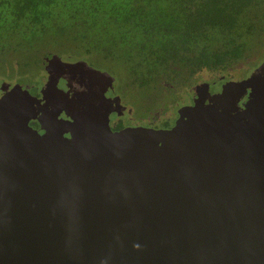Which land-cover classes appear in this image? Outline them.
Wrapping results in <instances>:
<instances>
[{
  "label": "water",
  "instance_id": "water-1",
  "mask_svg": "<svg viewBox=\"0 0 264 264\" xmlns=\"http://www.w3.org/2000/svg\"><path fill=\"white\" fill-rule=\"evenodd\" d=\"M44 62L42 98L1 85L0 264H264V62L195 87L172 129L119 132L114 76Z\"/></svg>",
  "mask_w": 264,
  "mask_h": 264
},
{
  "label": "trees",
  "instance_id": "trees-1",
  "mask_svg": "<svg viewBox=\"0 0 264 264\" xmlns=\"http://www.w3.org/2000/svg\"><path fill=\"white\" fill-rule=\"evenodd\" d=\"M260 1L0 0V64L7 58L17 69L8 80L17 74L18 84H31L26 76L41 71L42 59L59 55L90 65L96 48L106 59L129 62L126 79L101 69L119 87L128 80L165 93L170 84H195L205 72L229 78L241 63L257 66L264 59V15L249 16ZM64 44L83 49L66 52ZM41 46L46 51L36 55Z\"/></svg>",
  "mask_w": 264,
  "mask_h": 264
},
{
  "label": "rangeland",
  "instance_id": "rangeland-1",
  "mask_svg": "<svg viewBox=\"0 0 264 264\" xmlns=\"http://www.w3.org/2000/svg\"><path fill=\"white\" fill-rule=\"evenodd\" d=\"M252 15L253 16H263L264 15V0H261L260 2L257 3V5L255 7H251L249 9V16ZM262 26L264 27V24H262ZM263 41H264V37H263ZM61 46V45H60ZM62 48L66 51V52H78L81 49H83L82 47L78 46V44L73 45V46H68V45H62ZM262 49L264 50V43L262 44ZM46 51V48L38 47L37 49H35L34 53L36 55H40ZM79 54V53H77ZM257 54L262 55L263 51L260 50ZM106 54H104L103 52H98L96 50V48H94V50H92V60L93 62L90 64L92 67L97 68V69H106L105 67L111 69L114 73V75H118L119 77H122L123 79L127 78V74L129 73V68H130V64L128 61L126 60H119L118 57L117 59L114 58L113 56L106 59L105 58ZM64 61H67L66 59H64L63 57H61ZM44 61V59H42ZM264 60V59H263ZM263 60L261 62H259V64L257 66L253 65V60H249L248 63L243 62L240 65H238L236 67V69L234 71L231 72V79L233 80H239L243 77L246 76H250V74L258 67L262 64ZM5 63L0 64V72L4 73V74H0V85L3 82H7V83H12V84H17V74L15 76L14 81H10L8 80L9 74L10 73H15L17 71V69L15 70V68L13 69L12 66L10 65L9 61H7V58L4 60ZM71 62V61H69ZM110 70V71H111ZM34 72V71H32ZM112 75V74H111ZM112 75V76H114ZM30 80H31V84H37V88H40V86H42V84H44L47 81L48 75L45 71V64H42V69L39 73L36 74H27V76ZM115 77V76H114ZM219 78L218 76L212 75V74H208V73H202L200 75V81L201 82H205L207 81H213V80H209V79H217ZM34 83H33V82ZM31 84H27V83H23L24 86H29L31 88ZM156 85V84H155ZM154 87V86H152ZM146 88V89H142V88H137L135 86V84L131 81L125 80L122 84L121 87H119V85H117V82L115 81V89L116 92L120 95L123 96V100L125 102V104L130 108H135L136 109V113L138 115H144L145 114V105L147 104V102H151L152 105V111H151V118H156V114L161 113V117H163V115L165 114V110H163L162 108L166 107L168 109V112L171 110V108H173L174 106L169 105L168 103L171 102L174 99V95L171 93H167L165 91L162 92L160 87L159 88ZM118 89V90H117ZM120 92L122 93H119ZM164 90V88H163ZM186 92V91H184ZM31 93L35 94V90H31ZM183 101V100H182ZM147 107H150V105H146ZM177 107V106H176ZM149 116V115H148Z\"/></svg>",
  "mask_w": 264,
  "mask_h": 264
},
{
  "label": "flooded vegetation",
  "instance_id": "flooded-vegetation-1",
  "mask_svg": "<svg viewBox=\"0 0 264 264\" xmlns=\"http://www.w3.org/2000/svg\"><path fill=\"white\" fill-rule=\"evenodd\" d=\"M263 62H264V60H263ZM248 77L249 76L243 77V78H241L239 80H233L230 77L228 78V77H226L224 75H221L219 78H217V79H215L213 81H207L206 80L205 82L198 81L195 84H192V85L189 84V86L187 88H185V87H183V88H178L177 87L176 88L175 86L170 84V85L166 86V87H168L166 92L173 94L174 95V99L171 102H169L168 104L171 105V106H174V107L171 108V110L169 112H168V109L166 107L162 108L163 110H165V114L163 115V117H161V113L162 112L159 113V114H156V118H151L150 117L151 111H152L151 102H147V104L150 105V107H147L146 106L147 104L145 105V114L143 116L142 115H138L136 113V109L135 108H131V107L129 108L125 104V102L123 100V96H120L116 92L115 82H114V91L109 90L106 93V96H107V98H114L116 96H119L121 98L122 105L125 107V110L122 112L121 115H119L116 112L110 114V116H109L110 127H111V129L114 132H119V131H122V130H125V129H128V128H138V127H144V128L154 129V130H169V129H172L175 126L176 121L179 119V111H180V109L183 108V107L193 106L195 104L196 100H197L198 93H200L203 97L215 96L216 94H220L222 92L223 86L226 83H228L230 81H241V80L246 79ZM115 81H116V78H115ZM46 82L44 84H42V86H40V88L36 87L35 94L32 93V95L36 96L38 98H42L43 96L41 94V90L45 86ZM204 83H208L209 84V88L208 89H206L205 87H204V89L201 88L198 91V93H197L195 91V87H197L199 85H202ZM10 84L14 85L12 83H10ZM1 85H0V98L3 96V92L1 91ZM74 87H75V89H80L79 86L76 87V85H74ZM59 88L64 90L65 92L70 91V89L67 88V83L64 80L60 81ZM32 89H33V87L30 88V92H31ZM97 89L101 90L100 87H98ZM208 90H209L210 95L208 93ZM161 91H163V90H161ZM184 91H186V92H184ZM118 92L121 93L120 91H118ZM73 95H74V91H71L70 94H69L70 98H72ZM247 101H248V95L245 96L241 100V102L239 103V106L243 107L244 104ZM208 102H209V100L206 99V103H208ZM43 104H44V102H43ZM43 110L45 112H46V110H49V111L51 110L53 112L56 111V109H53L52 107H48L47 109L44 108ZM59 119L60 120H66V121H71L72 120L71 116H67L65 114V112H63L61 115H59ZM29 125H30L31 128H33V130H37V131L41 130V123L38 120L31 121L29 123ZM66 137H70V135L68 134V135H66Z\"/></svg>",
  "mask_w": 264,
  "mask_h": 264
}]
</instances>
